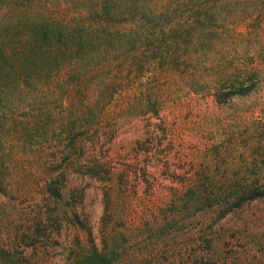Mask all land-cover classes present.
<instances>
[{"label": "rangeland", "instance_id": "obj_1", "mask_svg": "<svg viewBox=\"0 0 264 264\" xmlns=\"http://www.w3.org/2000/svg\"><path fill=\"white\" fill-rule=\"evenodd\" d=\"M205 1L199 10L209 6ZM190 3L139 0L133 11L186 17L196 11ZM80 7L71 4L65 13L80 18ZM232 13L240 16V42L214 36L203 58L201 45L181 46L178 55L196 61L180 58L176 70L150 62L149 52L125 67L116 62L92 72L99 59L87 62L83 73L93 86L66 102L70 120L86 127L70 135L75 148L52 132L61 112L53 98L44 118L26 100L33 130L0 147L10 156L0 166L9 187L0 193V264H72L94 249L113 264H264V196L235 206L245 187L264 189V0H237L217 17ZM123 19L113 25L132 20ZM217 59L255 68L252 92L219 104L195 84ZM81 147L98 159L99 178L68 167ZM53 178L63 185L58 201L43 191Z\"/></svg>", "mask_w": 264, "mask_h": 264}, {"label": "trees", "instance_id": "obj_2", "mask_svg": "<svg viewBox=\"0 0 264 264\" xmlns=\"http://www.w3.org/2000/svg\"><path fill=\"white\" fill-rule=\"evenodd\" d=\"M138 2L46 0L40 5L37 0H0V130L4 127L8 132H0V147L16 138L21 140L33 130L26 100L37 116L44 118L49 114L48 98H53L52 101L58 103L61 112L58 126L52 132L56 136L63 134L65 139H69L67 146L75 148L76 141L70 135L84 131L86 127L81 122L70 120L73 113L69 111L67 103L73 104L76 93L82 90L88 93L89 87L93 86L83 71L85 64L95 58L99 59V65L92 72L101 69L104 64L113 66L116 62L125 67L138 54L148 52L151 53L150 62L176 70L180 58L185 63L196 61V56L192 57L190 53L179 56L177 52L181 46L189 51L190 47L201 45L197 54L203 58L211 49L209 45L213 43L211 40L214 36L219 35L221 38L226 35L233 46L240 42L239 14L217 17L223 9L234 7L237 0H206L205 4L209 6L203 7V10L198 9L201 0H190L192 9L196 11L186 17L180 13L177 18L172 15L174 13L163 16L142 8L136 9L134 14L133 7ZM71 4L81 6L79 10L84 15L80 17L82 13H79L80 18H69L65 9ZM218 5L223 8L219 9ZM51 8H58V11L54 13L50 11ZM126 15H130L132 20L123 25H113L115 18L122 22ZM216 18L221 22L220 25ZM160 20L165 21L160 23ZM126 25L128 28L124 27ZM154 43L156 46H153ZM115 52L120 55L116 56ZM191 65L195 68L194 64ZM208 68L211 72L206 73V80L201 82L198 79L194 83H200L201 88L208 87L219 104L235 96H245L255 88L257 71L252 67L246 70L237 60H213L209 62ZM201 69L195 70L198 78L204 72V69L200 72ZM44 79H47V91L39 92V85ZM79 99L80 103L86 104L83 95ZM47 132L48 129L44 128V135ZM81 150V154L70 159L68 167H85V170L77 171L99 178L100 173L93 168L100 165L98 159L95 155L89 156L83 152V147ZM7 153L0 152V166L10 157ZM105 173L106 180L110 181L111 170L107 169ZM61 185L62 182L56 178L48 179L43 187L44 194L55 201L61 200ZM8 188L0 178V193L6 195ZM240 195L235 206L264 196V189L252 184L245 187ZM72 264L113 263L94 249L92 255L78 258Z\"/></svg>", "mask_w": 264, "mask_h": 264}]
</instances>
